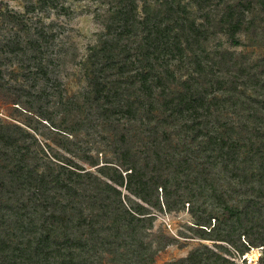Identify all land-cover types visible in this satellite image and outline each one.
Masks as SVG:
<instances>
[{
  "label": "trees",
  "instance_id": "16d2710c",
  "mask_svg": "<svg viewBox=\"0 0 264 264\" xmlns=\"http://www.w3.org/2000/svg\"><path fill=\"white\" fill-rule=\"evenodd\" d=\"M27 1L25 13L61 0ZM0 17L26 29L20 14ZM101 23L82 63L77 125L93 119L117 167L97 166L85 151L78 157L89 167L47 156L0 120V264H154L139 237L153 215L127 206L129 195L164 212L204 199L205 214L191 213L213 247L161 264H237L215 241L241 254L260 247L264 264V55L207 48L218 34L239 46L240 34L264 33V0H115ZM37 34L26 46L36 69L21 63L11 77L29 89L45 73L37 56L48 39ZM24 52L16 39L0 43L3 58ZM29 89L0 82L13 103L45 97Z\"/></svg>",
  "mask_w": 264,
  "mask_h": 264
},
{
  "label": "rangeland",
  "instance_id": "374dc122",
  "mask_svg": "<svg viewBox=\"0 0 264 264\" xmlns=\"http://www.w3.org/2000/svg\"><path fill=\"white\" fill-rule=\"evenodd\" d=\"M27 2L0 0V12L20 14L26 25V29L21 30L17 24L0 17V43L16 39L25 50L23 54L15 56L8 55L3 58L0 55L3 77L0 82L5 86L21 85L29 89L31 81L15 82L11 79L12 72H23L21 63L24 64L22 67L30 66L31 70L36 69L39 61L31 60L33 53L26 46L27 42L37 38V33L42 30L48 41L42 42V50L37 57L40 58L45 73L38 76L36 88L29 90L44 89L45 97L31 105L25 97H22L20 103H13L12 93L0 91V120L22 128L28 134L27 138L31 142L36 140L47 156H68L78 164L89 167L78 157L85 151L98 162L97 166L117 167V160L101 141L100 129L94 125L93 119L89 116L91 124H87L86 119L81 126L77 125L83 114L81 96L86 89L82 63L89 46L97 43L99 34L103 31L101 18L105 16L107 9L114 5L115 0H61L55 8L47 6L25 13ZM239 36L242 40L239 46H231L224 35L218 34L209 40L207 48L228 49L243 53L249 58L264 55V33L253 39L241 34ZM39 156L43 157L41 151ZM93 168L95 167H91ZM129 197V200L124 201L127 206L134 208L136 203L142 204L146 209L143 212L153 215L151 223L145 222L139 237L149 243L155 251L154 264L183 257L201 244L213 247L214 241L199 236L195 230L196 219L191 213V210H194L196 214H205L203 209L206 204L200 203L203 198L197 202L188 201L189 205L185 202L177 210L164 212L144 204L133 195ZM166 237L171 242L164 245ZM241 241L243 242V238ZM215 242L226 246L227 251H222L223 254L237 264H258L260 247H252L245 254H241L238 248L224 241Z\"/></svg>",
  "mask_w": 264,
  "mask_h": 264
}]
</instances>
